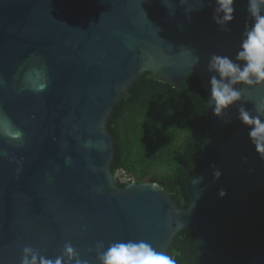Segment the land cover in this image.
I'll return each instance as SVG.
<instances>
[{
    "label": "water",
    "instance_id": "obj_1",
    "mask_svg": "<svg viewBox=\"0 0 264 264\" xmlns=\"http://www.w3.org/2000/svg\"><path fill=\"white\" fill-rule=\"evenodd\" d=\"M233 6L225 31L213 22L215 0L202 8L200 0H0V122L24 132L23 142L0 136V264H19L24 246L55 258L69 242L81 260L99 264L98 244L127 240L172 260L183 230L197 235L201 264L228 263L211 240L264 189V159L239 120L240 107L264 103V87L245 89L221 117L208 105L210 56L235 59L253 24L248 0ZM145 73L178 88L196 75L213 131L240 124L227 141L204 145L186 209L156 183L120 188L111 172L107 121ZM42 82L44 91L32 90ZM245 264H264V248Z\"/></svg>",
    "mask_w": 264,
    "mask_h": 264
},
{
    "label": "trees",
    "instance_id": "obj_2",
    "mask_svg": "<svg viewBox=\"0 0 264 264\" xmlns=\"http://www.w3.org/2000/svg\"><path fill=\"white\" fill-rule=\"evenodd\" d=\"M239 127L234 122L218 133L213 131L196 75L185 76L178 88L145 73L107 121L114 141L111 172L120 188L130 182L156 183L179 209H186L190 206L187 186L205 165L204 145L227 141ZM196 241L193 231L177 234L168 251L174 264H201ZM211 248L226 257L227 264H245L255 249L264 248V189L249 197L243 218L224 222Z\"/></svg>",
    "mask_w": 264,
    "mask_h": 264
},
{
    "label": "clouds",
    "instance_id": "obj_3",
    "mask_svg": "<svg viewBox=\"0 0 264 264\" xmlns=\"http://www.w3.org/2000/svg\"><path fill=\"white\" fill-rule=\"evenodd\" d=\"M234 3L235 0H215L212 18L221 30H229L228 25L235 19ZM203 6L204 0H200V7ZM247 10L253 24L243 34L235 59L213 53L208 61L211 74L208 105L212 106L213 114L217 117L241 101L245 89L264 87V0H248ZM195 59L198 63L199 57ZM46 88L47 83L42 82L32 90L42 92ZM239 120L248 127L249 139L264 159V103L255 105L254 112L240 107ZM0 136L23 142L24 132L5 118L0 122ZM215 175L218 177L220 173L216 172ZM219 194L223 197L226 192L221 189ZM97 247L102 249L98 255L99 264H174L167 254L144 240L116 241L107 248L102 244ZM72 260L75 264H88L79 258L69 242L65 243L62 254L55 258H49L31 246H24L19 264H70Z\"/></svg>",
    "mask_w": 264,
    "mask_h": 264
},
{
    "label": "rangeland",
    "instance_id": "obj_4",
    "mask_svg": "<svg viewBox=\"0 0 264 264\" xmlns=\"http://www.w3.org/2000/svg\"><path fill=\"white\" fill-rule=\"evenodd\" d=\"M121 180H124L122 177H120Z\"/></svg>",
    "mask_w": 264,
    "mask_h": 264
}]
</instances>
